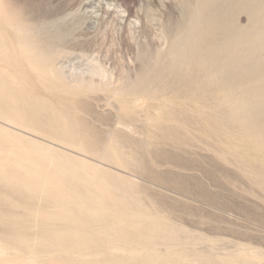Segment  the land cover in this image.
<instances>
[{
	"label": "rangeland",
	"instance_id": "1",
	"mask_svg": "<svg viewBox=\"0 0 264 264\" xmlns=\"http://www.w3.org/2000/svg\"><path fill=\"white\" fill-rule=\"evenodd\" d=\"M199 1L0 0L5 16L6 10L18 11L19 15V26L13 19H0L4 45L0 58L8 60V64L0 62V70L15 74L12 84L8 85L40 99L44 108L58 120L64 124L70 122L76 128L70 144H66L0 117V126L10 133V139L0 141V148L9 155L16 153L25 160L37 162L44 172L46 161H36V155L29 154L22 145L27 144L29 150H38L54 160L76 163L88 176H96L98 183H107L109 191L100 192L108 197L102 202L106 212L113 213L110 203L120 199L118 192L111 190L113 184L132 190L130 183L134 180L147 186L136 194L143 197L144 202L137 203V210L150 215L141 219L144 223H149L152 216L166 220V215H170L150 204L154 200L163 202L172 208L171 215L181 218L172 220L178 229L174 227L169 233L168 244L158 242L154 235L152 242L144 247L141 242L125 245L116 237L103 239L101 237L109 235L113 229L105 226L106 233L98 232L102 235L100 243L76 250L43 248L34 234L42 223L40 219L35 217V212L30 215L21 206L15 207L14 213L5 215L9 222L23 226L26 242L18 245L8 240L0 227V264H264L263 189L232 167L226 172L216 168L212 153L200 145L162 142L156 130V126L163 124L159 118L169 115L171 118L234 115L230 107L236 100H230L228 90L219 88L218 84L198 90L201 95L197 91L190 92L191 97L189 94L170 97L167 93L153 98L133 90L144 74L151 73V69L168 56L172 43L188 32V29L183 30L184 9L195 7ZM244 2L254 3L255 15L252 20L246 9L239 7L235 11L237 27L248 30L240 42L247 50L241 60L252 63L254 74L259 75L251 80L240 78V82L252 87L264 85V0L241 3ZM20 41L29 42L35 51L23 50ZM30 63L49 64L50 77L56 84H44L37 76L35 78ZM216 86L219 89H215ZM262 93L254 100L263 104ZM161 103H166L162 109ZM36 119L41 125L48 120L45 116ZM171 124L178 130L185 129L176 120ZM150 131L154 133L148 135ZM79 142L87 144L88 150H82ZM107 151L112 155L110 158L104 157ZM172 151L177 161L165 162L168 152ZM135 166L138 175L132 170ZM178 182L183 184V190L176 185ZM70 189L67 193L74 200H80L77 194L81 189ZM86 195L85 204L93 206L88 199L91 198L89 191ZM211 195L217 199V209ZM148 199L150 205L145 201ZM5 209L6 206H0V218ZM87 220L82 221L83 231H96L95 225ZM50 224L61 226L56 219ZM144 233L152 234L149 229H144ZM35 240L36 245H33ZM154 254L158 258H154Z\"/></svg>",
	"mask_w": 264,
	"mask_h": 264
},
{
	"label": "bare ground",
	"instance_id": "2",
	"mask_svg": "<svg viewBox=\"0 0 264 264\" xmlns=\"http://www.w3.org/2000/svg\"><path fill=\"white\" fill-rule=\"evenodd\" d=\"M241 2L243 0H200L195 7L184 9L186 19L183 30L188 29V32L172 43L168 56L161 60L159 66H154L151 73L144 74L138 87L133 90L134 93L138 92L140 95L153 98L167 93H170V97L186 96V94L191 97L190 92L197 91V94H200L198 90L214 84L228 90L229 94L224 95L227 94L230 100H236L233 101L235 103L231 106L232 108L230 107L234 115L226 114L221 118H171L172 116L169 115L167 118H159L163 124L156 126V130L159 131L158 135L161 136L162 142L179 146L200 145L201 148L212 153L211 157L215 161L216 168L226 172L229 167H232L264 191V103L254 100L260 93L263 94L264 85L246 87L240 82V78L248 77L251 80L259 74H254L252 63L247 64L241 60V55L247 50L240 45V42L248 30H242L235 24V11L239 7L246 9L253 20L255 5L252 2ZM8 11L6 10L8 16H5L4 10L0 7V19L4 21L13 19L16 26H19L18 11L12 13ZM3 47V40L0 37V51ZM20 47L29 52L35 51L29 42L20 41ZM0 62L8 64L5 58H0ZM30 66L35 78L37 76L44 84H56L50 77L49 64L30 63ZM14 77V71L11 73L10 70H0V117L24 128L49 135L57 141L70 144L71 134L76 131V128L70 122L64 124L58 120V117L52 114L47 107L44 108L40 99L37 100L19 88L9 86L8 83H11ZM219 88L216 86L215 89ZM219 101L218 99V103ZM222 102L225 101L222 100ZM165 104L161 103L160 109ZM228 104L232 105V103H226ZM41 116L48 118L43 121L44 127L36 119ZM173 120L185 129L174 128L171 124ZM119 123L122 122L119 121ZM186 131L189 133L187 134ZM151 133L154 132L150 131L148 135ZM8 134H10L9 131L0 126V141L4 138L10 139ZM31 143L38 145L34 141ZM81 143L79 142L81 149L87 151V144ZM21 147L28 150L29 154H35L36 161L45 160L47 170L44 172L38 167L37 162L25 160L16 153L9 155L0 148V206H6L0 218L2 219L0 227L8 240H14L18 245H24L23 243L26 242V231L22 230L23 226L16 222H9L8 216L5 215L14 213L15 207L19 206L29 211L30 215L35 212V217L42 222L40 226L36 225L34 234L38 243L45 246L43 248L63 247L76 250L81 246L100 243L99 237L102 235L98 232L104 233L105 226L113 229L109 235L102 236L103 239L104 237H116L125 245L141 242L144 247V244L148 245L152 242L151 236L154 235L159 239L158 242L168 244L171 241L168 237L169 233L174 230V227L178 229L172 220L181 219L180 216L171 215L172 208L169 209L163 202L150 201L151 198L145 201H150V204H155L159 206L158 208L161 207L162 212H169L170 215H166V220L163 217L152 216L149 223L141 220L150 215L137 210V203L143 204L144 202L143 197H137L136 194L144 189V186L146 188V185L142 186L141 183L132 180L130 184L133 189L131 190L119 184H113L111 190L118 192L120 199L111 201L113 213L106 212L105 207H102V202H105L108 197L105 198L100 193L102 189L109 191L105 181L98 183L96 176H88L76 163L54 160L38 150H29L27 144ZM111 156L108 151L104 154L105 158ZM173 159H176L174 151L168 152L165 162ZM135 167L131 169L136 173L135 175H138V170H135L137 166ZM246 171L250 174L247 175ZM179 182L176 185L183 190V184ZM76 187L81 189V192L77 194L80 200H74L72 195L67 193L70 188L75 189ZM108 187L110 189V186ZM88 191L91 194L89 196L91 198L88 199L94 204L91 207L87 206L83 199L87 197L86 192ZM202 192L204 193V190ZM212 195L210 199L214 209H217V199ZM122 202L125 205L122 204V206ZM37 204L41 207H34ZM84 218L95 225L96 231L90 233L83 231L85 228L81 224ZM54 219L59 220L61 226H52L50 223ZM144 229H149L152 234L145 235ZM36 240L33 241V245H36ZM153 257L158 258L156 254Z\"/></svg>",
	"mask_w": 264,
	"mask_h": 264
}]
</instances>
